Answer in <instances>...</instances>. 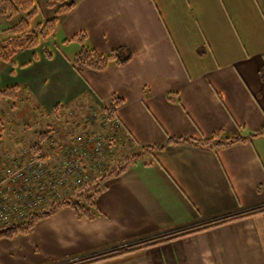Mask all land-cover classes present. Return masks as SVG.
<instances>
[{
  "label": "crops",
  "instance_id": "1",
  "mask_svg": "<svg viewBox=\"0 0 264 264\" xmlns=\"http://www.w3.org/2000/svg\"><path fill=\"white\" fill-rule=\"evenodd\" d=\"M75 1L52 37L0 65V90L19 85L27 108L82 119L120 98L118 153L166 145L105 182L99 217L60 209L1 240L0 264H66L264 205V135L219 148L167 143L264 126V0ZM81 33L100 53L127 47L131 61L79 73ZM97 264H264V213Z\"/></svg>",
  "mask_w": 264,
  "mask_h": 264
},
{
  "label": "trees",
  "instance_id": "2",
  "mask_svg": "<svg viewBox=\"0 0 264 264\" xmlns=\"http://www.w3.org/2000/svg\"><path fill=\"white\" fill-rule=\"evenodd\" d=\"M41 6L49 10L50 17L45 21L34 22L40 12ZM75 7V0H5L2 9L3 15L9 20L15 17H18V20L12 25L0 30V65L11 63L18 52L36 47L52 37L58 28L60 20ZM72 39L77 40L81 46L79 51L71 59L73 67L79 73L89 69L102 71L111 65H125L130 62L133 57L130 49L124 46L113 49L108 53H100L87 44V36L85 33L77 34ZM46 53L49 57L51 56L48 51ZM20 93L21 87L19 85L9 86L0 90V99H6L12 102V107L15 108ZM122 101V99L114 97L110 105L105 107L110 116H116L117 108ZM57 109H59V106L56 108V111ZM0 129L1 133L3 131L2 127H0ZM219 135L221 134L202 140H191L182 137L169 138L167 143L181 144L190 142L196 146L219 148L264 135V126L248 136L232 135L229 137H222ZM43 139L44 134L42 133L38 138L37 144H35L36 149H41L40 143ZM165 145L160 144L142 147L138 152L126 157L123 166L114 168L110 172L95 179L94 184L84 186L74 196L55 202L47 209L43 208L31 214L22 222L1 227L0 241L29 234L37 222L55 215L63 208L72 209L79 219H96L101 215L96 200L97 196L105 189V182L111 177L121 174L132 164L142 160L146 154H153L156 150H161ZM261 213H264V205L220 217L203 224L190 226L140 242L124 245L66 264H97Z\"/></svg>",
  "mask_w": 264,
  "mask_h": 264
},
{
  "label": "built area",
  "instance_id": "3",
  "mask_svg": "<svg viewBox=\"0 0 264 264\" xmlns=\"http://www.w3.org/2000/svg\"><path fill=\"white\" fill-rule=\"evenodd\" d=\"M122 131L116 116L93 106L83 118L81 131L70 140L59 144L54 134L46 133L41 149L26 147L9 154L10 165H0V225L71 197L92 171L107 169L108 158L115 157L124 142ZM48 143L52 150L44 147Z\"/></svg>",
  "mask_w": 264,
  "mask_h": 264
},
{
  "label": "rangeland",
  "instance_id": "4",
  "mask_svg": "<svg viewBox=\"0 0 264 264\" xmlns=\"http://www.w3.org/2000/svg\"><path fill=\"white\" fill-rule=\"evenodd\" d=\"M156 3L159 5L160 0H156ZM49 17V10L44 6H41L40 12L35 18L34 22L45 21ZM17 20L18 17L9 20L4 16H0V29L2 27L5 28L12 25ZM59 39L61 38L56 36L54 40L55 42H59ZM27 104L28 103L24 99H21L16 102V107L14 108L12 107V102L6 99H0V127H2L3 130L0 133V165L2 166L10 165L8 163L9 154H15L26 147H34L35 144H37L40 134L42 133L44 135L46 133L54 134L53 136L55 140L57 139L58 143L60 144L70 140L75 134H78L81 131L83 119L80 115H71L70 112H60L55 116H46L43 112H40L39 110H34L30 106L27 108ZM125 142L126 140H124L123 143ZM122 145L123 144H121V146ZM44 147H49L50 150H52V145L50 143L46 144ZM128 155L129 154L118 153L115 154V157L113 158L109 157L108 162L110 163V165L107 167V169L92 171L91 175L89 174L90 179L83 186L77 188L78 190L74 192L72 196H74L84 186L88 184H94L95 179L110 172L114 168L123 166L125 158L128 157ZM52 204L53 203L51 202L48 204H43L37 211L43 208L47 209ZM31 214H29L26 218L22 220L13 221L10 224L22 222L26 220Z\"/></svg>",
  "mask_w": 264,
  "mask_h": 264
}]
</instances>
